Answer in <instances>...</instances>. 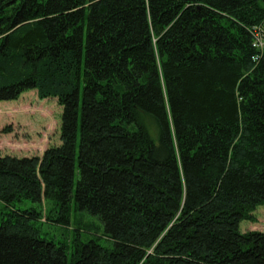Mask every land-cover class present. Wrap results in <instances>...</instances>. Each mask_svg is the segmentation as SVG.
I'll return each instance as SVG.
<instances>
[{"label": "trees", "instance_id": "1", "mask_svg": "<svg viewBox=\"0 0 264 264\" xmlns=\"http://www.w3.org/2000/svg\"><path fill=\"white\" fill-rule=\"evenodd\" d=\"M263 16L262 0H0V100L62 107L60 144L0 156V264H264V231L239 229L264 204ZM72 200L109 245L76 215L70 243L41 229Z\"/></svg>", "mask_w": 264, "mask_h": 264}, {"label": "rangeland", "instance_id": "2", "mask_svg": "<svg viewBox=\"0 0 264 264\" xmlns=\"http://www.w3.org/2000/svg\"><path fill=\"white\" fill-rule=\"evenodd\" d=\"M61 112L62 107L56 102L55 97L38 98L35 89L25 90L15 100H0V156L41 155L47 146L60 144ZM32 204L29 200H22L16 203V207H29ZM70 209L69 224L42 222L41 229L47 232V235L70 243L72 228L77 225L74 221L76 215L83 221H94L98 226L92 231H82V240L97 237L101 244H110V241L101 234L100 221L85 212L76 213L73 200L70 202ZM252 214L255 217L253 221L242 220L239 223L240 231H264V204L257 206Z\"/></svg>", "mask_w": 264, "mask_h": 264}, {"label": "built area", "instance_id": "3", "mask_svg": "<svg viewBox=\"0 0 264 264\" xmlns=\"http://www.w3.org/2000/svg\"><path fill=\"white\" fill-rule=\"evenodd\" d=\"M249 32L252 38V47L256 50H262L264 48V16L260 23L249 28ZM256 58V56L253 57L254 60Z\"/></svg>", "mask_w": 264, "mask_h": 264}, {"label": "water", "instance_id": "4", "mask_svg": "<svg viewBox=\"0 0 264 264\" xmlns=\"http://www.w3.org/2000/svg\"><path fill=\"white\" fill-rule=\"evenodd\" d=\"M263 1V3H264V0H262Z\"/></svg>", "mask_w": 264, "mask_h": 264}]
</instances>
